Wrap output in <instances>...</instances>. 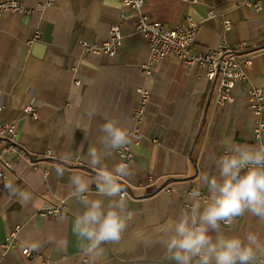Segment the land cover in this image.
Wrapping results in <instances>:
<instances>
[{
  "label": "crops",
  "instance_id": "obj_1",
  "mask_svg": "<svg viewBox=\"0 0 264 264\" xmlns=\"http://www.w3.org/2000/svg\"><path fill=\"white\" fill-rule=\"evenodd\" d=\"M21 1L34 9L31 15L0 17V120L18 126L15 149L6 154L14 166L0 179V264H176L157 241L178 213L191 207L188 194L194 188L208 195L201 179L217 174L214 161L223 152V139L257 144L248 92L252 87L264 92V0L260 11L245 0H147L143 7L169 27L199 24L195 52L222 44L248 46L253 60L246 68L248 81L238 83V99L225 104L216 101V85L205 69L177 56L156 63L150 75L144 73L148 40L136 30L137 12L122 0ZM225 19L232 21L228 30ZM114 23L124 36L116 57L84 49L82 40L102 42ZM37 31L40 36L32 40ZM142 86L150 89L151 98L140 123L145 137L134 145L133 111ZM27 103L36 107L37 117L25 112ZM93 111L97 114L89 116ZM105 112L128 128L127 144L135 155L130 175L119 181L127 191V228L119 244L103 245V256L93 259L76 246L72 223L92 200H101L104 207L118 199L98 191L103 181L95 169L123 163L118 150L101 163L89 155L90 145L101 154L106 143L100 131L106 122L100 113ZM77 177L90 191L74 195ZM7 183L31 199L22 202ZM83 195L88 205L80 203ZM54 205H62L61 212L45 215ZM222 229L240 236L252 229L264 238V223L248 213ZM13 231L15 244L4 248ZM25 248L36 256L25 255Z\"/></svg>",
  "mask_w": 264,
  "mask_h": 264
},
{
  "label": "clouds",
  "instance_id": "obj_2",
  "mask_svg": "<svg viewBox=\"0 0 264 264\" xmlns=\"http://www.w3.org/2000/svg\"><path fill=\"white\" fill-rule=\"evenodd\" d=\"M95 114L89 112V116ZM100 115L106 120L100 125V131L105 134L101 139L106 143L101 154L97 153L95 144L90 145L93 163H101L104 156L129 142L125 125L109 118L106 112ZM222 147V154L214 161L217 174H205L201 179L208 195L202 197L199 188H194L188 194L191 207L182 209L157 241L166 249L168 259L176 264H264V238L256 231L249 229L240 236L222 229V225H231L245 213L264 223V143L250 145L225 137ZM95 169L103 181L97 185L98 191L118 199H109L104 207L101 200H92L90 207L75 213L72 234L77 238L76 246L93 259L103 256V245L121 242L130 215L119 182L130 175L128 165L117 163L109 169L103 164ZM75 182L78 187L74 195L90 191L78 177ZM5 187L22 202L31 199L28 192L13 189L10 183ZM79 201L82 205L89 204L87 195L79 196ZM85 238L87 244L83 243Z\"/></svg>",
  "mask_w": 264,
  "mask_h": 264
},
{
  "label": "built area",
  "instance_id": "obj_3",
  "mask_svg": "<svg viewBox=\"0 0 264 264\" xmlns=\"http://www.w3.org/2000/svg\"><path fill=\"white\" fill-rule=\"evenodd\" d=\"M188 1L196 2L197 0ZM146 2L147 0H122L125 6L137 12L136 30L145 35L148 40L149 58L142 65L144 73L150 75L156 63L172 56H177L186 65H199L205 69L208 80L216 85V101L219 104L234 103L238 99L235 94L236 86L240 82L248 81L249 76L246 68L251 67L253 64L252 57L249 55L250 52H248L250 51L248 46L245 43H240L237 47H229L222 44L204 53L195 52L194 47L199 24L191 21L169 27L143 11ZM244 3L257 11L263 9L262 0H245ZM33 12L34 9L21 0H0V17L8 13L31 15ZM214 14L213 10L210 11V15ZM231 24V19H225V29L228 30ZM40 34V31H37L32 40L38 38ZM123 39L121 26L118 23H114L110 27L109 35L102 42L82 40L81 43L87 52L103 53L110 57H116ZM139 91L140 101L133 111L135 126L131 132L134 145H140L145 137L141 131L140 123L144 119L151 98V91L147 86L140 87ZM248 95L250 107L256 116L254 136L257 143H264V92L260 87H252ZM24 110L32 117L38 116L37 109L32 103H27L24 106ZM2 111L3 105L0 104V115ZM17 136V122H3L0 120V179L7 170L12 169L14 166L13 161L8 159L6 154L15 149ZM118 153L122 157L123 163L127 165L133 161L135 155L133 146L129 144L118 149ZM123 195L126 196L127 191H123ZM61 210L62 205H54L49 207L44 214L56 215ZM16 239L17 231H13L4 243V248L13 246ZM23 253L27 256H36L29 248L23 249ZM46 263L53 264L49 260H46Z\"/></svg>",
  "mask_w": 264,
  "mask_h": 264
}]
</instances>
